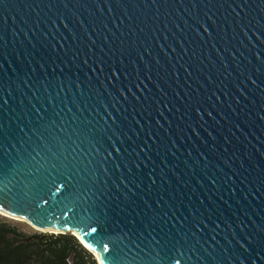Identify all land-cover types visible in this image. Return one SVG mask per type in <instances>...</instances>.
I'll use <instances>...</instances> for the list:
<instances>
[{"label":"water","instance_id":"water-1","mask_svg":"<svg viewBox=\"0 0 264 264\" xmlns=\"http://www.w3.org/2000/svg\"><path fill=\"white\" fill-rule=\"evenodd\" d=\"M262 28L260 0H4L0 213L56 232L44 236L70 233L96 258L110 234L153 255L179 236L182 264H264ZM41 116L69 134L73 120L91 121L114 153L97 194L103 230L73 219L59 184L16 195L21 145L39 143ZM113 121L124 135L105 127Z\"/></svg>","mask_w":264,"mask_h":264},{"label":"snow or ice","instance_id":"snow-or-ice-1","mask_svg":"<svg viewBox=\"0 0 264 264\" xmlns=\"http://www.w3.org/2000/svg\"><path fill=\"white\" fill-rule=\"evenodd\" d=\"M53 2H58V0H53ZM242 2L249 3L251 0H242ZM260 2L264 3V0H260ZM3 3L4 0H0V4ZM209 19L211 18L209 17ZM200 27L204 29V32L208 31L202 25ZM261 30L264 32V28ZM256 39L260 40V36ZM261 43H264V40H261ZM256 60L260 67L264 68V59H261L258 55ZM129 74H131L130 70ZM137 83L143 85L139 78H137ZM253 83L256 82L253 81ZM111 87L115 88V85H111ZM261 91H264V89H261ZM54 115L59 116L60 113L56 112ZM57 123H59V132L53 131L50 127V124L54 126ZM66 124L67 122H57L55 120L45 122L44 116L39 117L34 125L37 132H39V143L35 147L28 144L27 141L21 145L26 155H23L20 161L24 172L22 173L23 180L17 182L16 195L21 193L27 195L24 189L28 185H31L32 191L38 192L49 181L59 184L64 189L61 197L62 202L71 211L73 219L78 223L87 224L92 232H97L98 228L103 230L104 226L109 223L104 201L97 194L102 193L110 179L108 176V173L112 171L110 157L114 153L105 149L104 138L103 136L97 137L95 126L92 125L91 121L88 123L81 121L79 125H76L73 120L74 127L70 134ZM105 127L115 128L121 135H124V132L116 126L114 121ZM20 132L23 133V129H20ZM46 132L47 135H45ZM109 134L113 139L116 138L115 132ZM2 136L3 133L0 131V137ZM0 151H3L2 142H0ZM117 159L120 158L117 157ZM119 166H123L122 160L120 165H116V167ZM5 178L4 165L0 162V183H3ZM25 181L28 183L25 184ZM118 184H123V180L118 181ZM124 187H127V185H124ZM0 195L6 196L8 193L0 189ZM92 223H95L96 227H92ZM254 232L264 234V226H259L258 229H254ZM233 239L235 240V236H233ZM261 239L264 240V235L261 236ZM109 243L111 247H109ZM109 243H105L102 248V251L107 255L97 258L100 264H182L181 256L185 252L187 240L177 236L174 242L169 241L170 246L165 245L155 255L152 254L151 249H148L146 245H142L139 240L135 244H125L122 236L118 234H110ZM236 244H239V241L236 240ZM238 254L240 255L235 250L232 253L235 258ZM188 259L190 260L191 257H188Z\"/></svg>","mask_w":264,"mask_h":264},{"label":"trees","instance_id":"trees-1","mask_svg":"<svg viewBox=\"0 0 264 264\" xmlns=\"http://www.w3.org/2000/svg\"><path fill=\"white\" fill-rule=\"evenodd\" d=\"M0 264H97V262L70 233L50 234L48 237L26 236L19 232L16 226L1 221Z\"/></svg>","mask_w":264,"mask_h":264},{"label":"rangeland","instance_id":"rangeland-1","mask_svg":"<svg viewBox=\"0 0 264 264\" xmlns=\"http://www.w3.org/2000/svg\"><path fill=\"white\" fill-rule=\"evenodd\" d=\"M3 221L5 222L6 224H10V225H13L14 227L16 226V228L19 230V232H21L22 234L26 235V236H30V235H38V236H41V235H44L45 233L43 232H39L37 231L36 229H34L33 227H31L30 225L24 223V222H21V221H15V220H12L10 218H7V217H4V216H1L0 215V222ZM50 234H47V237L49 236ZM90 253V252H89ZM92 256L93 254L90 253ZM93 258L96 260V258L93 256ZM97 262V260H96ZM98 264V262H97Z\"/></svg>","mask_w":264,"mask_h":264},{"label":"bare ground","instance_id":"bare-ground-1","mask_svg":"<svg viewBox=\"0 0 264 264\" xmlns=\"http://www.w3.org/2000/svg\"><path fill=\"white\" fill-rule=\"evenodd\" d=\"M0 215H1V216H4V217H7V218H10V219L15 220V221H21V222H24V223H25L24 220H20V219H16V218H13V217H9V216H6V215H4V214H2V213H0ZM45 233H56V232H53V231H47V232H45ZM92 254H93V256L96 258L95 254H94V253H92ZM96 259H97V258H96Z\"/></svg>","mask_w":264,"mask_h":264}]
</instances>
